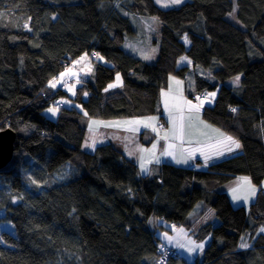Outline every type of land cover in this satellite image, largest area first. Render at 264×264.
Segmentation results:
<instances>
[{
    "label": "trees",
    "instance_id": "1",
    "mask_svg": "<svg viewBox=\"0 0 264 264\" xmlns=\"http://www.w3.org/2000/svg\"><path fill=\"white\" fill-rule=\"evenodd\" d=\"M237 6L244 28L227 19L232 0L170 9L154 0H0V131L16 133L13 158L0 169V264H155L165 243L149 221L189 230L200 202L217 222L195 233L210 241L194 264H264V0ZM127 14L162 23L155 63L123 49L135 34ZM71 66H84L73 98L80 108L58 103L67 93L57 81ZM191 71L197 91L221 85L202 118L239 141L242 154L205 169L163 163L141 176L110 143L83 149L86 118H162L160 92ZM118 74L121 88L106 94ZM239 75L236 91L225 82ZM49 106L57 120L45 116ZM241 176L256 188L248 208L234 207L223 189ZM168 264L190 263L179 256Z\"/></svg>",
    "mask_w": 264,
    "mask_h": 264
},
{
    "label": "rangeland",
    "instance_id": "2",
    "mask_svg": "<svg viewBox=\"0 0 264 264\" xmlns=\"http://www.w3.org/2000/svg\"><path fill=\"white\" fill-rule=\"evenodd\" d=\"M156 2V4L163 8V9H170V8H176L179 7L181 5H183L184 3L188 2L189 0H182L181 3L179 4H172L170 2V0H168L169 6L168 7H164L162 6L163 3L165 2V0H161V2H158V0H154ZM234 3V9L233 11L227 15V19L229 21H231L232 23L240 26L241 28H244V25L241 23V21L238 18V6H237V0H232ZM132 22L135 34L134 35H129L126 37L125 43L123 44V49L132 54L133 56H136L138 58L143 59L144 61L148 62V63H155L156 60L158 59L159 56V50H160V42H161V29H162V23L153 16H148V15H139V14H127ZM147 57V59L145 58ZM83 67H68L66 69L65 72H63L57 83L60 87H63L64 90L67 93V96L63 97L60 99V101L58 103L63 104L65 106H77L78 108H80V106L73 100V98H75L77 89L80 87V82H79V77L80 74L83 70ZM198 71H200V73L202 75H207L209 76V72L208 70L204 69V68H197ZM194 73L195 71H191L187 74L186 77V82H191V80L194 78ZM119 77V79H117ZM239 77V82L235 83V78ZM233 78L228 79L225 83L228 86L233 87L236 91L240 90V86H241V80H242V75L236 76ZM171 79H176L180 82H183L182 85H175L172 84L171 85V93H178L182 95V92L180 91L183 88V92L185 93V82L176 76H171L169 78V82L171 83ZM110 85H116L115 87H110ZM122 86V78L121 76L118 74L115 77V80L110 83L107 88L105 89V93L106 94H110L111 92H114L116 90H119ZM169 86V84H168ZM221 85H219L217 87V89L211 90V91H207V96L208 98L203 101L202 107H212L214 106L215 102H216V98L219 92V88ZM167 89H165L164 91H166ZM162 92V91H161ZM160 92V95H161ZM183 93V97L182 100L180 101L179 99L175 98V97H170L169 95H163L162 100L164 99V104H165V110H167L168 112H171L174 116V122L171 125V130H172V136H173V129L174 126L176 128H178L181 123H182V114L178 113L181 110H197L196 108L191 107L192 105H196L198 107H201V102H194L192 101L189 96H187L186 94ZM215 93V96H212L211 94ZM187 101V106L184 104V102ZM191 102V105L188 104V102ZM49 109H57L54 106H49L44 110V114L46 117H48L51 120H57L58 118V114L59 111H56L55 114H53L52 112L49 111ZM201 108H199L200 110ZM161 115L160 114H154L152 116H144V117H138V118H134L131 120H125V121H146L149 120L150 118H155L154 121H150L151 124H154L155 126L158 125V121L160 119ZM81 124H84V119L81 118L80 120ZM125 123V122H124ZM125 128L126 129H140V137L139 139H143V140H149V136H150V127H145L143 123L141 124H127L125 123ZM146 128V129H145ZM160 130V127L158 128V131ZM157 133V131L155 132ZM143 136V137H141ZM157 136V135H156ZM171 136V138H172ZM153 138V142L151 143L150 147H148L147 149L150 151L149 154H142V161L145 162V160L147 158H153L154 160H156V158L158 157V155L160 154V143L158 142V138H160V136L158 135V137H152ZM151 139V137H150ZM90 142V139L87 138L84 142L83 145V149L88 151V147L86 145H88ZM155 145V148L153 147ZM158 164H161L158 163ZM70 166V165H68ZM152 166V170L151 173H145V174H140L141 176H147L148 174H153V173H158L156 172V167H159V165H149V167ZM139 167V166H138ZM140 168V167H139ZM140 172V171H139ZM70 169L69 167H67L64 171H62L60 173V175H56V178L58 179H64L66 178V176H68V174H70ZM238 178H247L250 182L251 185L253 186L254 184L252 183L251 179L248 176H241ZM69 179V178H68ZM66 179V180H68ZM64 180V181H66ZM61 183V182H60ZM5 188V184L3 183L2 185ZM230 186V185H229ZM227 186V187H229ZM232 186V191H230L228 193V195L232 198V204L234 207H241V206H245L246 208L249 207L252 198V195H250V189H247L246 187V183H244V181L242 179H240L237 183L231 185ZM233 189H237L236 195L238 196H248L247 200L244 199H239V200H234L233 199ZM201 210H204L205 215L203 217H201L198 221H194L195 217L199 214V212ZM216 215L215 212L213 211L212 208H209L206 206V204H204L203 202H200L196 205L194 211L191 214V221L193 223V225H191V228L189 230H187L186 232L188 233L187 237L184 239V242L181 244L183 245V247H180V254L182 255V257L184 258V260L188 261L190 264H194L197 261H202L203 259V253L204 250L206 248V246L208 245L210 238H206L204 240H197V238L195 237V233H197L199 230L198 226H203L204 224L208 223V222H214L216 219ZM154 221L156 222V224L154 225ZM149 225L152 228L153 232H155V235L157 236V234H164L166 237L170 236L172 231L168 228L163 229L160 224H159V219L158 218H154V220H150L149 221ZM173 231L178 230L179 228L184 229V227H180V226H173ZM193 242V243H190ZM199 244H203V250L201 251L199 248H196L195 251L193 252H189L188 249L194 247L195 245H199ZM244 244V242H243ZM173 260V259H172Z\"/></svg>",
    "mask_w": 264,
    "mask_h": 264
},
{
    "label": "crops",
    "instance_id": "3",
    "mask_svg": "<svg viewBox=\"0 0 264 264\" xmlns=\"http://www.w3.org/2000/svg\"><path fill=\"white\" fill-rule=\"evenodd\" d=\"M197 73L201 74L200 71L197 69ZM195 75V73H194ZM185 82V93L183 92V88L180 90L182 92L181 94L178 93H171V85H182L183 82H180L176 79H171V83L169 82V86L166 91L162 90L160 95V107L162 111V119H164L168 125L167 129H162L158 131V125L152 124L150 126V136L149 140H143L142 138L139 139L140 135V129L133 131L125 128V120H131L134 118L129 119H113V120H99L94 118H86L85 125L87 126V136L86 139L89 138L90 142L92 143V140H95V148L88 147V152H93L98 146H100L103 143H110L113 145L116 149L121 151L126 158L133 161L137 164L139 173L145 174V173H151L152 166L149 167V165H162L163 163H171L175 164L177 166L190 168V169H205L209 167L211 164L219 162L223 159L239 155L243 153V147L241 145V148L235 149L234 151L228 152L226 150V146L224 145H218V141L222 139L218 135L217 132H214L213 129H218L215 126L207 123L202 118V110L203 107L200 110H181L180 114H182V124L184 125V136L183 139L180 138H174L172 136V130L171 125L174 122V116L171 112H168L165 110V104L164 99L162 100L163 95H169L170 97H175L182 100L183 93L187 96H190L192 93L197 92L196 87V81L195 76L191 80V82H186V79H182ZM184 104L187 106V101L184 102ZM198 117V118H197ZM138 118V117H136ZM93 121H96L97 123H93ZM118 122V123H117ZM192 125L189 127V125ZM110 125V126H109ZM204 125H208L210 127H205ZM155 127L157 129L156 131H153L152 128ZM91 128V131L89 130ZM146 129V128H145ZM219 132L224 133L220 129H218ZM165 133H167V138H164ZM226 136H228L226 133H224ZM157 135V136H156ZM158 142L160 143V154L154 160L153 158H147L145 162L142 161V154H149V150L147 149L150 147L151 143L153 142L152 137H158ZM172 136V138H171ZM143 137V136H141ZM151 137V139H150ZM85 139V140H86ZM239 142V141H238ZM240 143V142H239ZM241 144V143H240ZM171 145V147H169ZM223 150V155H216L217 151ZM87 151V150H86ZM170 151L173 155H165L164 153ZM203 153V154H202ZM205 155H208L210 159L207 160V163H205ZM175 156L178 159H187V163H176V160L173 158ZM159 160L158 163L161 162V164H158L156 161ZM141 163L144 164L145 168H147L146 172H143L141 170ZM159 167H156V172H158ZM149 175V174H148ZM241 178H236L231 183L224 186L223 189L229 193L232 191L233 184L237 183ZM230 185V186H229ZM229 186V187H227ZM252 186V185H251ZM247 189H249V185L246 183ZM252 187L255 188L253 185ZM262 187L264 189V182L262 184ZM256 189V188H255ZM255 196V195H254ZM254 196H252L251 201H253ZM231 202L232 198L230 197ZM200 213V212H199ZM203 217V216H202ZM201 217H199V214L195 217L194 221H198ZM191 220V215H190ZM194 221L192 223H194ZM217 220L214 221L216 223ZM164 221L159 219V224L162 226ZM156 222L154 221V225ZM207 224V223H206ZM202 227V226H198ZM172 233L170 236L166 237L164 234H157V237L165 244L174 246L177 248L180 258L184 259L182 255L180 254V245L184 242V239L187 237L188 233L187 228L184 227V229L179 228L178 230L173 231V228H170ZM181 229L183 231H181ZM199 229V228H198ZM195 238V237H194Z\"/></svg>",
    "mask_w": 264,
    "mask_h": 264
},
{
    "label": "snow or ice",
    "instance_id": "4",
    "mask_svg": "<svg viewBox=\"0 0 264 264\" xmlns=\"http://www.w3.org/2000/svg\"><path fill=\"white\" fill-rule=\"evenodd\" d=\"M158 2H161V0H158ZM170 2H171L172 4H179V3L182 2V0H170ZM162 6H164V7H168V6H169L168 0H165V2L163 3ZM145 58L147 59V57H145ZM117 79H119V77H118ZM239 79H240L239 77H236L234 82H235V83H238V82H239ZM51 86H52V87H55V83H53ZM115 86H116V85H110V87H115ZM85 95H86V93H85ZM211 95H212V96H215V93H212ZM197 99H199V97H197ZM188 104L191 105V102L189 101ZM202 104H203V101H201V106H202ZM191 107L196 108L197 111L199 110V107L196 106V105H192ZM49 111L52 112L53 114H55V112L58 111V109H49ZM232 111L235 112L236 109L233 108ZM197 118H198V117H197ZM154 120H155V118H150L149 120H146V121H126L125 123H127V124H141V123H143L145 127H150V126H152V124L150 123V121H154ZM93 123H97V122H96V121H93ZM117 123H118V122H117ZM109 126H110V125H109ZM191 126H192V125L190 124L189 127H191ZM204 126H205L206 128H207V127H210V126H208V125H204ZM89 130L91 131V128H90ZM130 130L136 131V130H138V129H130ZM152 130H153V131H157V129H156L155 127H153ZM213 131H214V132H217L218 135H219L220 137H222V139L218 141V145H224V146H226V150H227L228 152H231V151H234L235 149H239V148H241V144H240L237 140H235L233 137H231V136H226L224 133L219 132L218 129H213ZM167 135H168V134L165 133L164 138H167ZM183 136H184V125L181 123V125H180L178 128H176V127L174 126V129H173V137H174V138H180V139H183ZM95 143H96V142H95V140L93 139V140H92V143H91V144H88V145H86V146H87V147H91V148L94 149V148H95ZM153 147L155 148V145H154ZM169 147H171V145H170ZM164 154H165V155H169V156H172V155H173L170 151H167V152H165ZM202 154H203V153H202ZM223 154H224V151H223V150L217 151V153H216V155H223ZM173 158L176 160V163H187V162H188L187 159H178V158H176L175 156H173ZM208 159H210V157H209L208 155H205V163H207V160H208ZM156 162L158 163L159 160L157 159ZM141 170H142L143 172H146V171H147V168H145V166H144L143 163H141ZM241 179L244 181V183H247V184L249 185L250 195L254 196V195L256 194V189H255L254 187L251 186V182H250L247 178H241ZM236 192H237V189H233V199H234V200H239V199L247 200V199H248V196H247V195L241 197V196L236 195ZM181 231H183V230L181 229ZM261 232H264V228L261 229ZM190 243H193V242H190ZM180 247H183V245H180ZM203 247H204L203 244L195 245L194 247L189 248L188 251H189V252H193V251L196 250V248H199V249L202 251V250H203ZM241 247L246 248V247H249V245H247V244H242Z\"/></svg>",
    "mask_w": 264,
    "mask_h": 264
},
{
    "label": "water",
    "instance_id": "5",
    "mask_svg": "<svg viewBox=\"0 0 264 264\" xmlns=\"http://www.w3.org/2000/svg\"><path fill=\"white\" fill-rule=\"evenodd\" d=\"M16 133L7 128L0 131V169L8 165L15 152Z\"/></svg>",
    "mask_w": 264,
    "mask_h": 264
},
{
    "label": "built area",
    "instance_id": "6",
    "mask_svg": "<svg viewBox=\"0 0 264 264\" xmlns=\"http://www.w3.org/2000/svg\"><path fill=\"white\" fill-rule=\"evenodd\" d=\"M197 97H199V99H197ZM207 98L208 96L204 92H199L192 96V99L194 101H204ZM233 108H235L237 111L236 107H233ZM159 126L162 129H167L168 127L167 123L164 121H160ZM157 254H158V258L155 264H168L169 261H171L172 259H176L179 257L178 251L174 246H166L165 244H162L157 248Z\"/></svg>",
    "mask_w": 264,
    "mask_h": 264
},
{
    "label": "bare ground",
    "instance_id": "7",
    "mask_svg": "<svg viewBox=\"0 0 264 264\" xmlns=\"http://www.w3.org/2000/svg\"><path fill=\"white\" fill-rule=\"evenodd\" d=\"M199 92H204V93L207 94V92H205V91H197V92H195V93H192V94L189 96V98H190L192 101H194V100L192 99V96L195 95V94H197V93H199ZM204 101H205V100H204ZM194 102H201V101H194ZM160 121H164V122H166L164 119L160 118L159 121H158V124H159ZM159 127H160V126H159Z\"/></svg>",
    "mask_w": 264,
    "mask_h": 264
},
{
    "label": "clouds",
    "instance_id": "8",
    "mask_svg": "<svg viewBox=\"0 0 264 264\" xmlns=\"http://www.w3.org/2000/svg\"><path fill=\"white\" fill-rule=\"evenodd\" d=\"M166 245V244H165ZM176 248V247H175ZM177 249V248H176ZM178 251V250H177ZM179 254V253H178Z\"/></svg>",
    "mask_w": 264,
    "mask_h": 264
}]
</instances>
